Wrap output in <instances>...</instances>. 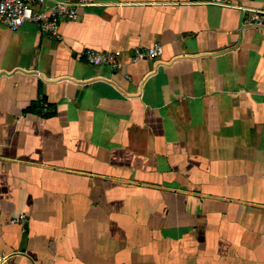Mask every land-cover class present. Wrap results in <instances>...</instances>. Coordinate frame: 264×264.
Masks as SVG:
<instances>
[{"label": "crops", "instance_id": "0c3cea01", "mask_svg": "<svg viewBox=\"0 0 264 264\" xmlns=\"http://www.w3.org/2000/svg\"><path fill=\"white\" fill-rule=\"evenodd\" d=\"M198 1L0 22V264H264V0Z\"/></svg>", "mask_w": 264, "mask_h": 264}, {"label": "built area", "instance_id": "2783aa9c", "mask_svg": "<svg viewBox=\"0 0 264 264\" xmlns=\"http://www.w3.org/2000/svg\"><path fill=\"white\" fill-rule=\"evenodd\" d=\"M50 1L48 7H44ZM97 0H0V22L6 24L11 30H18L25 22L37 24L39 29L50 34L59 41L64 39L61 25L64 21L78 19V9L81 6L91 5ZM199 3L231 7L228 0H199ZM245 24L257 27L264 35V16L258 12L250 13L245 19ZM164 52L162 43L156 42L149 47H134L130 56L131 62L141 59L156 60ZM86 60L95 65L106 64L114 71L124 68L123 53L119 49L100 51L86 48L83 51ZM47 111V108L44 109ZM26 215L13 219L14 222H26ZM8 255H0V263L7 261Z\"/></svg>", "mask_w": 264, "mask_h": 264}, {"label": "trees", "instance_id": "16d2710c", "mask_svg": "<svg viewBox=\"0 0 264 264\" xmlns=\"http://www.w3.org/2000/svg\"><path fill=\"white\" fill-rule=\"evenodd\" d=\"M44 108H47V111H43ZM33 109H36L38 112H40L43 115H47L50 112L48 105L44 104V98H41L37 103H35Z\"/></svg>", "mask_w": 264, "mask_h": 264}]
</instances>
